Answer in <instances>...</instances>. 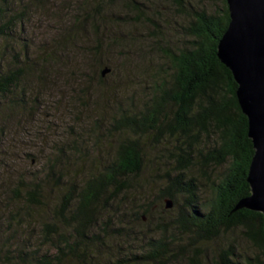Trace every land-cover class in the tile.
Instances as JSON below:
<instances>
[{
    "label": "trees",
    "instance_id": "16d2710c",
    "mask_svg": "<svg viewBox=\"0 0 264 264\" xmlns=\"http://www.w3.org/2000/svg\"><path fill=\"white\" fill-rule=\"evenodd\" d=\"M88 1L83 2L84 8ZM171 2L188 18L181 26L186 39L184 46L156 49L164 61L152 74L148 99L141 107L119 105V111L100 109L95 115V127L105 126L109 137L118 136L111 160L106 164L92 161L90 166H85V176L70 178L67 187L59 189L58 201L56 198L49 201L46 187L40 181L31 182L29 187L10 189L9 201L18 204V210L12 214L17 216L20 228L39 224L45 241L55 253L36 257L38 250L32 245L17 244L16 254L11 255L9 264H166L172 256L180 258L188 254L184 246H179L180 251L174 254L170 242L165 240V223L154 227L149 224L151 209L158 201L165 204L166 200L172 202L168 212L175 211L172 224L186 236V247H193L194 253L189 254L193 264H202L197 259L203 255L201 244L237 229L254 249L259 250L258 255L239 256L229 247L218 252L216 264H264L263 215L245 208L235 210L240 200L251 195L247 175L254 148L248 137L247 117L238 104V85L217 56L219 41L230 22L227 2L216 0L221 7L218 12L193 9L189 0L186 4L184 0ZM128 4L126 6L134 8L138 15H143L134 0H128ZM84 8L79 14L85 13ZM20 21L23 16L15 17L10 2L0 0V102L28 72L26 67L20 68L17 64L11 67L3 62L6 51L13 44L10 32ZM74 33L73 36L67 34L65 42L80 36L78 31ZM153 37L157 43L169 46L162 33L155 32ZM68 48L63 43L59 48L45 50L42 63H48L56 50ZM107 69L110 73L111 69ZM101 72L99 85L109 74L102 76ZM89 87L92 84H88ZM149 138L152 149L161 140L174 139L176 145L167 155L171 167L158 189V201L142 204L137 210L130 203L122 217L117 212L122 205L120 200L127 198L136 203L134 198L138 193L134 192L139 191L135 189L142 188L149 147L146 139ZM69 164L63 166L74 165ZM215 168H223L224 172L217 181H211L212 193L204 197L198 176L209 178ZM161 211L166 212L164 208ZM125 217L127 220L123 219ZM10 223L8 221V225ZM116 224L119 226L114 228ZM98 225L102 229L93 232ZM157 227H163L160 230L163 236L151 237L136 251V241L146 233H156ZM119 241L127 242L124 247L128 249L124 250L128 251L117 258L110 244Z\"/></svg>",
    "mask_w": 264,
    "mask_h": 264
},
{
    "label": "rangeland",
    "instance_id": "374dc122",
    "mask_svg": "<svg viewBox=\"0 0 264 264\" xmlns=\"http://www.w3.org/2000/svg\"><path fill=\"white\" fill-rule=\"evenodd\" d=\"M8 1L15 17L23 16V21L10 32L13 44L6 51L3 62L11 67L16 64L20 68L26 67L28 72L0 102V264H9L11 255L16 254L17 244L32 245L38 250L36 257L55 253L45 241L39 224L20 228L17 216L12 214L18 210V204L9 201L10 189L29 187L31 182L40 181L46 187L49 201L54 198L58 201L59 189L66 188L70 178L85 176V166H90L92 161L98 164L110 161L118 136L109 137L105 126L95 127V115L100 109L119 111V105L141 107L144 104L152 84L151 76L164 61L156 49L184 46L186 39L181 26L188 19L171 0H134L143 15L126 6L128 0H90L85 8V0ZM189 4L193 9L204 8L208 12H218L221 8L216 0H189ZM83 8L85 13L79 14ZM77 31L78 38L65 42L67 34L73 36ZM155 32L162 33L169 46L164 42L157 43L153 37ZM63 43L70 48L56 50L48 63L43 64L44 51L55 46L59 48ZM105 68H110L111 72L99 85L98 75ZM90 83L92 87L87 88ZM86 106L89 109L86 110ZM150 140L146 139L149 147L141 178L142 188L135 189L139 191L134 192L138 193L134 198L136 203L127 198L120 200L122 205L117 212L122 217L131 204L137 210L142 204L158 201V189L171 167L167 155L176 145L174 139L161 140L154 149L150 147ZM64 163L74 165L67 167ZM223 172V168H215L209 178L198 176L201 195L210 196L211 181H217ZM168 211L171 210L165 209L164 202L158 201L151 209L149 224L154 227L160 222L165 223V240L170 242L174 254L180 251L179 246H184L188 254L180 258L172 256L166 264H193L189 257L194 253L193 247H186V236L171 222L175 211ZM13 218L15 220H11ZM123 219L127 220L126 217ZM8 221L11 222L9 225ZM101 229L98 225L93 232ZM161 229L163 227H157L156 233H146L139 242L136 241V251L151 237L163 236ZM126 244L122 241L110 244L115 257L128 251L124 250L128 249L124 247ZM200 247L203 255L197 259L202 264H216L218 252L229 247L243 257H253L259 252L244 239L240 229Z\"/></svg>",
    "mask_w": 264,
    "mask_h": 264
},
{
    "label": "water",
    "instance_id": "95a60500",
    "mask_svg": "<svg viewBox=\"0 0 264 264\" xmlns=\"http://www.w3.org/2000/svg\"><path fill=\"white\" fill-rule=\"evenodd\" d=\"M226 2L230 22L219 41L217 56L238 85V104L247 117L254 148L247 175L251 195L240 200L235 210L245 208L264 217V0ZM109 71L105 68L101 75ZM171 207L172 202L166 200L165 208Z\"/></svg>",
    "mask_w": 264,
    "mask_h": 264
},
{
    "label": "bare ground",
    "instance_id": "6f19581e",
    "mask_svg": "<svg viewBox=\"0 0 264 264\" xmlns=\"http://www.w3.org/2000/svg\"><path fill=\"white\" fill-rule=\"evenodd\" d=\"M75 63V62H74Z\"/></svg>",
    "mask_w": 264,
    "mask_h": 264
}]
</instances>
